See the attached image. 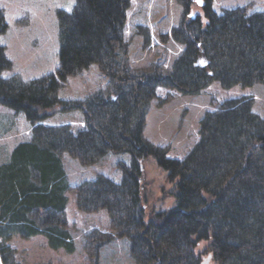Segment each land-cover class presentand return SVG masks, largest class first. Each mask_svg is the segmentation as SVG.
<instances>
[{
	"label": "trees",
	"instance_id": "trees-1",
	"mask_svg": "<svg viewBox=\"0 0 264 264\" xmlns=\"http://www.w3.org/2000/svg\"><path fill=\"white\" fill-rule=\"evenodd\" d=\"M179 2L187 13L194 0ZM129 6L130 0H76L71 11L60 10L58 66L29 80L3 75L12 61L0 11V104L24 112L33 125L31 138L0 164V264H21L8 244L18 235H44L54 250H77L67 225L70 192L77 210H105L110 218L113 232L93 229L84 239L95 264L117 237L129 239L134 264H264V118L253 98L226 99L205 112L200 138L182 159L144 135L159 87L198 94L213 82L223 88L264 83V11L219 13L213 0H203V15L171 31L184 44L172 68L137 71L125 36ZM92 65L108 78L105 91L60 98L69 77ZM56 106L81 110L85 127L43 124L46 110ZM111 152L130 156L118 161L120 182L100 173L70 182L66 154L88 166ZM150 155L168 172L176 203L148 215L144 161Z\"/></svg>",
	"mask_w": 264,
	"mask_h": 264
},
{
	"label": "rangeland",
	"instance_id": "rangeland-1",
	"mask_svg": "<svg viewBox=\"0 0 264 264\" xmlns=\"http://www.w3.org/2000/svg\"><path fill=\"white\" fill-rule=\"evenodd\" d=\"M76 0H0V11L5 15L8 28L2 37L6 55L12 61L11 69L3 75L19 74L25 80L54 73L58 66L59 36L58 12L72 9ZM202 3L194 0L185 13L179 0H130L127 11L125 36L129 43L131 66L137 71H169L184 44L175 40L171 31L182 20L203 15ZM214 9L224 10L243 7L249 12L264 11V0H213ZM108 78L97 65L69 77L60 88L59 97L84 99L88 95L107 88ZM249 96L253 109L264 118V83L252 86L236 85L223 88L213 82L198 94H184L176 89L159 87L157 97L149 104L144 135L152 143L168 149L167 156L184 158L200 138V120L205 112L215 110L230 98ZM48 117L43 124H70L74 129L85 127L81 110H63L56 106L46 110ZM33 125L24 112H17L0 104V164L10 160L14 147L32 135ZM65 166L73 184L104 174L116 182L122 179L118 161L130 162L128 154L109 153L101 161L88 166L66 154ZM145 199L147 214L172 207L176 202L174 184L168 172L153 155L144 161ZM67 225L77 250L69 253L63 248L52 249L44 235L31 238L13 237L8 244L16 248L21 264H95L97 260L84 246V239L93 229L113 232L105 210L84 212L77 210L75 195L69 193ZM1 242V238H0ZM127 237L115 238L100 251L98 264H134L129 253Z\"/></svg>",
	"mask_w": 264,
	"mask_h": 264
},
{
	"label": "snow or ice",
	"instance_id": "snow-or-ice-1",
	"mask_svg": "<svg viewBox=\"0 0 264 264\" xmlns=\"http://www.w3.org/2000/svg\"><path fill=\"white\" fill-rule=\"evenodd\" d=\"M196 3H198V4H199V3H202V0H196ZM68 10H69V11H71V9H70V8H69ZM201 63L203 64L204 62H203V61H201Z\"/></svg>",
	"mask_w": 264,
	"mask_h": 264
},
{
	"label": "water",
	"instance_id": "water-1",
	"mask_svg": "<svg viewBox=\"0 0 264 264\" xmlns=\"http://www.w3.org/2000/svg\"><path fill=\"white\" fill-rule=\"evenodd\" d=\"M206 264H209V263H206Z\"/></svg>",
	"mask_w": 264,
	"mask_h": 264
},
{
	"label": "crops",
	"instance_id": "crops-1",
	"mask_svg": "<svg viewBox=\"0 0 264 264\" xmlns=\"http://www.w3.org/2000/svg\"><path fill=\"white\" fill-rule=\"evenodd\" d=\"M15 148V147H14ZM69 196V195H68Z\"/></svg>",
	"mask_w": 264,
	"mask_h": 264
}]
</instances>
